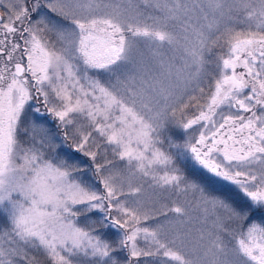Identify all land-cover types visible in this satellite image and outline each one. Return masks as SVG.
<instances>
[{
	"label": "snow or ice",
	"instance_id": "1",
	"mask_svg": "<svg viewBox=\"0 0 264 264\" xmlns=\"http://www.w3.org/2000/svg\"><path fill=\"white\" fill-rule=\"evenodd\" d=\"M0 264H264V0H0Z\"/></svg>",
	"mask_w": 264,
	"mask_h": 264
}]
</instances>
